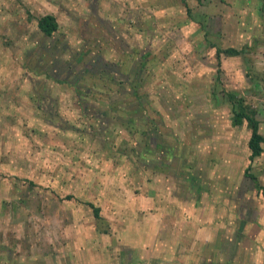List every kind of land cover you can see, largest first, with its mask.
<instances>
[{
  "label": "rangeland",
  "instance_id": "obj_1",
  "mask_svg": "<svg viewBox=\"0 0 264 264\" xmlns=\"http://www.w3.org/2000/svg\"><path fill=\"white\" fill-rule=\"evenodd\" d=\"M182 1L0 0V217L25 209L39 223L45 197L93 193L101 205L112 181L138 195L194 171L204 119L220 105L232 125L229 92L245 106L251 54L221 55L218 73L215 50L248 48L246 36L230 42L229 13L214 28L211 7L198 12L207 0ZM46 14L58 23L52 37L36 26Z\"/></svg>",
  "mask_w": 264,
  "mask_h": 264
},
{
  "label": "crops",
  "instance_id": "obj_2",
  "mask_svg": "<svg viewBox=\"0 0 264 264\" xmlns=\"http://www.w3.org/2000/svg\"><path fill=\"white\" fill-rule=\"evenodd\" d=\"M187 2L194 4L192 0L181 3ZM207 3L198 12L214 8L207 13H214V19L203 18L214 20L211 27L222 29L224 24L218 20L229 13L227 39L237 44L246 36L243 45L248 48L229 45L224 49L241 53L224 56L251 54L248 74L252 77L257 71L264 77V69L261 74L260 68L250 64L264 65V0ZM165 7L167 16L174 13L175 8ZM200 20L195 18L196 23ZM243 22L245 27L240 25ZM248 74L247 86L252 91L246 104L255 112L263 137L260 156L250 161L246 122L231 125L221 116L219 110L224 109L219 105L218 112L209 115L215 117L204 119L208 125L201 126L202 161L194 171L185 169L179 180L175 176L154 182L138 195L122 193V184L112 181L105 186L101 205L93 193L83 203L45 197L40 218L35 219L39 223L31 222L25 209H13L16 216L10 210L9 218L0 217V264H264V110L259 104L264 101V82L255 85ZM258 90L262 100L256 102ZM87 204L99 208L98 219ZM98 221L105 227L98 226Z\"/></svg>",
  "mask_w": 264,
  "mask_h": 264
},
{
  "label": "trees",
  "instance_id": "obj_3",
  "mask_svg": "<svg viewBox=\"0 0 264 264\" xmlns=\"http://www.w3.org/2000/svg\"><path fill=\"white\" fill-rule=\"evenodd\" d=\"M36 26L38 31L44 37H52L54 33L58 30V23L54 15L46 14L39 17L36 20ZM241 51L227 48V49H219L215 50L216 59L218 61V70L219 73V66H220V56L221 54L225 56H237L240 55ZM264 74V73H263ZM226 101L230 105L231 111V122L233 126H240L243 121L246 122L247 127L250 131V137L248 141V148L250 150V161H253L256 157L260 156L262 152L261 143L263 142V137L258 132V122L255 119V112L245 103L243 105L242 98L239 99L233 93H226ZM250 176L251 180L255 181L254 177ZM70 198V197H69ZM90 208H92L94 216H98L99 210L94 207L92 204H88Z\"/></svg>",
  "mask_w": 264,
  "mask_h": 264
},
{
  "label": "built area",
  "instance_id": "obj_4",
  "mask_svg": "<svg viewBox=\"0 0 264 264\" xmlns=\"http://www.w3.org/2000/svg\"><path fill=\"white\" fill-rule=\"evenodd\" d=\"M259 104H260V108L264 110V101H263V100H262V101H260V103H259Z\"/></svg>",
  "mask_w": 264,
  "mask_h": 264
}]
</instances>
